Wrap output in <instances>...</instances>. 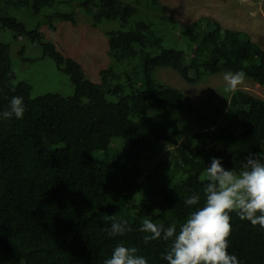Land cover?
Segmentation results:
<instances>
[{
    "label": "trees",
    "instance_id": "1",
    "mask_svg": "<svg viewBox=\"0 0 264 264\" xmlns=\"http://www.w3.org/2000/svg\"><path fill=\"white\" fill-rule=\"evenodd\" d=\"M147 2L177 27L186 47L171 45L175 38L166 35L168 43L150 22L134 21L108 32V52L121 67L103 69L94 82L79 62L42 40L41 20L31 29L8 11L26 6L37 16L55 0H0L2 27L15 39L38 43L74 86L71 95L33 96L31 83L17 81L10 44L0 40V112L13 96L25 105L22 119H0V264H104L121 242L137 247L149 264H167L162 254L170 242L144 244L142 220L179 229L204 204L212 157L237 170L250 153L264 157V99L240 88L231 92L228 119L217 125L214 117L213 125L187 139L176 113L193 118L185 121L187 129L205 116L190 96L156 77L160 68H171L198 83L209 74L242 70L264 86V48L247 31L214 18L183 23L171 19L159 0ZM80 6L95 26L104 20L126 26L139 10L138 2L124 0H83ZM55 15L76 20L72 12ZM101 136L117 143H103ZM192 195L201 197L199 203L185 205ZM230 215L229 253L239 264H264V228ZM113 216L127 219L133 230L109 237L104 229Z\"/></svg>",
    "mask_w": 264,
    "mask_h": 264
},
{
    "label": "rangeland",
    "instance_id": "2",
    "mask_svg": "<svg viewBox=\"0 0 264 264\" xmlns=\"http://www.w3.org/2000/svg\"><path fill=\"white\" fill-rule=\"evenodd\" d=\"M83 0H55L52 6L40 10L37 16L31 15L23 6L9 7L12 16L24 22L28 28H34L41 20L38 29L43 41L54 42L63 52L75 59L83 67L86 76L94 82L101 81V71L111 66L121 67L109 54V34L111 30L127 29L134 21L144 20L150 22L162 35L175 38L171 43L175 47H186L179 37L177 27L171 21H162L160 17L148 8L147 0H124L125 2H138V12L129 20L126 26H122L118 20H104L98 26L93 24V16L88 13L80 2ZM167 15L176 21L188 23L204 17L214 18L225 28L247 31L253 40L264 48V0H159ZM21 8V9H20ZM56 12H72L76 14V20H62L56 17ZM76 12V13H75ZM44 14L52 15L45 19ZM167 35V36H166ZM177 36V39H176ZM0 40L10 44L13 69L17 81H28L32 85V95H42L48 92L71 95L74 86L71 76L62 71L56 62L44 56L38 43H32L29 39L20 37L15 39L13 31L3 28L0 22ZM225 72L206 75L198 83L186 82L176 71L171 68H160L156 72L159 81L181 89L190 96L196 107L201 109L205 118L203 122H192L191 129H187L185 114L177 112V118L188 134L187 139L198 128L204 125H213L214 117H218V124L224 123L228 117L229 91L224 80ZM244 89L249 93L264 99V86L245 77L238 89ZM214 127V126H213ZM182 132V134H184ZM103 143H117L116 139L101 136ZM165 149H163V152ZM162 156V155H161ZM22 264V263H21Z\"/></svg>",
    "mask_w": 264,
    "mask_h": 264
},
{
    "label": "clouds",
    "instance_id": "3",
    "mask_svg": "<svg viewBox=\"0 0 264 264\" xmlns=\"http://www.w3.org/2000/svg\"><path fill=\"white\" fill-rule=\"evenodd\" d=\"M245 76L242 70L227 72L224 80L228 90L237 91ZM24 114L23 98L13 96L8 108L0 112V119H22ZM205 179L203 206L192 211L179 229L175 224L165 226L149 218L142 220L139 231L145 234L144 244L161 239L170 242L168 250L162 254L167 264H239L238 257L228 251L232 212H236L241 220L264 228V157L259 153H250L239 170L225 168L222 158L212 157ZM200 199L199 195H192L184 203L187 206L197 205ZM132 230L127 219L116 216L104 229L109 237H122ZM104 264L149 262L139 254L137 247L121 242L114 247Z\"/></svg>",
    "mask_w": 264,
    "mask_h": 264
}]
</instances>
